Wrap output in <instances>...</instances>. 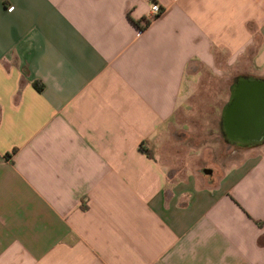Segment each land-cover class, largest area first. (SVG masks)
Masks as SVG:
<instances>
[{
  "label": "crops",
  "instance_id": "crops-1",
  "mask_svg": "<svg viewBox=\"0 0 264 264\" xmlns=\"http://www.w3.org/2000/svg\"><path fill=\"white\" fill-rule=\"evenodd\" d=\"M241 78L264 0H0V264H264Z\"/></svg>",
  "mask_w": 264,
  "mask_h": 264
},
{
  "label": "water",
  "instance_id": "water-1",
  "mask_svg": "<svg viewBox=\"0 0 264 264\" xmlns=\"http://www.w3.org/2000/svg\"><path fill=\"white\" fill-rule=\"evenodd\" d=\"M227 118L235 119L238 134L243 137L264 133V80L240 79Z\"/></svg>",
  "mask_w": 264,
  "mask_h": 264
},
{
  "label": "built area",
  "instance_id": "built-area-1",
  "mask_svg": "<svg viewBox=\"0 0 264 264\" xmlns=\"http://www.w3.org/2000/svg\"><path fill=\"white\" fill-rule=\"evenodd\" d=\"M165 13V9H163L159 4L153 3L151 5V13L149 19L144 22V27L151 23L157 17L163 15Z\"/></svg>",
  "mask_w": 264,
  "mask_h": 264
},
{
  "label": "rangeland",
  "instance_id": "rangeland-1",
  "mask_svg": "<svg viewBox=\"0 0 264 264\" xmlns=\"http://www.w3.org/2000/svg\"><path fill=\"white\" fill-rule=\"evenodd\" d=\"M235 147H238V146H235ZM240 147H241V146H240ZM238 149H239V151L242 150V149L239 148V147H238ZM229 155H230V154H229ZM209 158H211V159H209L210 162H213V161H217V162H219V160H221V158L218 157V156H216V157H215V156H213V157L211 156V157H209ZM227 158H228L229 160H230V159L232 160L233 157H232V156H227V155L225 154V156H224V160L226 161ZM241 158H242V156H240V159H241Z\"/></svg>",
  "mask_w": 264,
  "mask_h": 264
},
{
  "label": "trees",
  "instance_id": "trees-1",
  "mask_svg": "<svg viewBox=\"0 0 264 264\" xmlns=\"http://www.w3.org/2000/svg\"><path fill=\"white\" fill-rule=\"evenodd\" d=\"M34 87L39 91V92H41V91H43V87L40 85V84H34ZM146 154L148 155V156H150V154L148 153V152H146Z\"/></svg>",
  "mask_w": 264,
  "mask_h": 264
},
{
  "label": "flooded vegetation",
  "instance_id": "flooded-vegetation-1",
  "mask_svg": "<svg viewBox=\"0 0 264 264\" xmlns=\"http://www.w3.org/2000/svg\"><path fill=\"white\" fill-rule=\"evenodd\" d=\"M244 79V78H243ZM240 83V81H237V84H239ZM251 142H255L254 140H249V141H247L246 143L248 144V143H251Z\"/></svg>",
  "mask_w": 264,
  "mask_h": 264
}]
</instances>
